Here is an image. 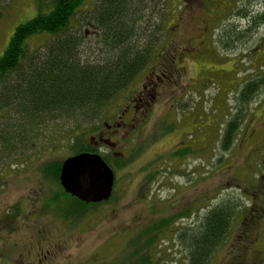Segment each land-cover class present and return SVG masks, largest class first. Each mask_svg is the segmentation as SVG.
Returning <instances> with one entry per match:
<instances>
[{"label": "rangeland", "instance_id": "1", "mask_svg": "<svg viewBox=\"0 0 264 264\" xmlns=\"http://www.w3.org/2000/svg\"><path fill=\"white\" fill-rule=\"evenodd\" d=\"M51 2L0 0V58L16 29L49 13ZM99 3L88 0L77 17L84 19L76 29L84 35L86 61L105 58L89 21ZM146 3L144 22L151 31L162 27L165 50L87 138L114 165L129 163L123 170L114 168V198L88 209L75 223L58 216L71 198L45 178L43 167L68 158L70 124L48 126L29 147L0 143V264H117L130 254L125 250H132L133 239L143 236L147 242L153 235L147 231L162 220L169 223L168 234L156 242L151 264H189L178 235L199 227L208 210L233 199L264 212L258 183L264 160V88L249 101L241 99L246 85L264 78V26L250 28V18L264 13V0ZM45 39L30 40L31 49L42 47ZM130 104L138 110L127 112ZM232 121L238 122V132L224 151L223 136ZM245 223L240 214L227 251H218L209 264H224L228 249L238 255L242 237L237 229ZM252 238L255 252L264 258V218ZM128 260L136 264L135 255Z\"/></svg>", "mask_w": 264, "mask_h": 264}, {"label": "trees", "instance_id": "2", "mask_svg": "<svg viewBox=\"0 0 264 264\" xmlns=\"http://www.w3.org/2000/svg\"><path fill=\"white\" fill-rule=\"evenodd\" d=\"M87 1L52 0L49 13L20 25L13 34L0 58V119L3 121L0 123V143L3 146L13 147L15 143L29 147L38 132L63 122L72 125L66 133L71 150L68 158L84 153L101 154L93 141L87 140L88 136L101 129V123L114 108L112 104L116 99L159 61L160 51L165 50L162 47V27L155 25L151 31V26L146 25L148 22H144V14L149 9L147 1L156 7L154 3L160 0H100L89 15L105 53V58L99 62L83 59L84 35L76 29L84 22L77 17L87 7ZM250 25L251 29L263 27L264 13L251 17ZM229 31L238 38L233 29ZM41 37L46 38L42 47L32 50L30 40ZM165 75L163 73L162 77ZM260 88H264V78L246 85L241 99L249 101ZM237 124L232 121L226 126L222 140L224 151L231 148L238 132ZM102 157L113 171L115 167L123 170L129 165L128 161L122 160L114 165L108 155ZM62 162L48 161L43 167L45 178L60 188ZM262 163L258 183L264 198V160ZM65 195L71 198L70 204L59 208L57 212L63 216H58L75 223L88 209L110 203L115 192L109 201L97 205H86ZM259 212L257 206L243 207L233 199L208 210L199 227L178 235L188 252V263L209 264L218 251L224 248L227 251L235 221L242 214L246 223L237 229L242 237L238 255L234 256L233 250L228 249L224 264H264V258L259 257L253 248L252 238L259 220L264 218V212L261 216ZM168 227L167 220H162L147 231L148 235L153 234L147 242L143 236L133 239L129 244L132 250H125L130 254L120 261L130 264L128 258L135 255L136 264H151L153 255H157L155 251L158 249L154 248L159 244L156 242L168 234Z\"/></svg>", "mask_w": 264, "mask_h": 264}, {"label": "water", "instance_id": "3", "mask_svg": "<svg viewBox=\"0 0 264 264\" xmlns=\"http://www.w3.org/2000/svg\"><path fill=\"white\" fill-rule=\"evenodd\" d=\"M115 183L113 169L100 154H79L62 162L60 184L63 190L86 205L109 201Z\"/></svg>", "mask_w": 264, "mask_h": 264}, {"label": "flooded vegetation", "instance_id": "4", "mask_svg": "<svg viewBox=\"0 0 264 264\" xmlns=\"http://www.w3.org/2000/svg\"><path fill=\"white\" fill-rule=\"evenodd\" d=\"M160 77V76H159ZM145 95V92H142V94L139 96V99H138V101H141V100H143V96ZM136 102V101H135ZM132 104H130L129 106H128V108H127V112H131L132 111V106H131ZM134 111H137L138 110V108H135V109H133ZM124 115V114H123ZM123 119V118H122ZM121 119V120H122ZM119 128H120V126H119ZM108 130L109 131H111L112 130V128L111 127H108Z\"/></svg>", "mask_w": 264, "mask_h": 264}]
</instances>
